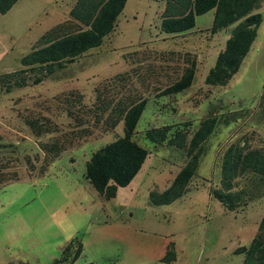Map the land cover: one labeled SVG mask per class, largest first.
Wrapping results in <instances>:
<instances>
[{
    "label": "rangeland",
    "instance_id": "rangeland-1",
    "mask_svg": "<svg viewBox=\"0 0 264 264\" xmlns=\"http://www.w3.org/2000/svg\"><path fill=\"white\" fill-rule=\"evenodd\" d=\"M74 1L17 0L0 14V74L21 69L19 58L48 29H74L68 16ZM164 6L165 0H126L98 46L38 83L24 73L23 85H0V162L9 159L0 171L15 173L0 187V264H66L55 261L76 241L81 252L71 264H241L235 249L255 234L264 196L227 211L209 189L219 188L220 156L229 143L241 136L251 146L264 142V0L254 10L261 15L255 37L225 85H206L204 77L234 24L211 33L209 10L195 16L192 28L165 33ZM192 59L189 87L156 96ZM96 90L113 102L146 98L132 139L147 155L108 200L85 179L84 164L122 131L120 122L111 130L94 122L88 108ZM207 113L215 126L187 190L168 204L150 203L149 192L168 185L184 155L152 143L144 130L184 121L193 128ZM168 246L173 258L162 261Z\"/></svg>",
    "mask_w": 264,
    "mask_h": 264
},
{
    "label": "trees",
    "instance_id": "trees-1",
    "mask_svg": "<svg viewBox=\"0 0 264 264\" xmlns=\"http://www.w3.org/2000/svg\"><path fill=\"white\" fill-rule=\"evenodd\" d=\"M16 1L0 0V14L5 13ZM125 1L75 0L68 11L75 28L69 29L60 24L44 32L37 40V45L19 58L21 69L0 74V85L6 84V88L23 85L27 77L24 73L33 75L30 77L32 83H38L43 77L49 76L55 67H63L87 49L98 46L113 29ZM261 1L165 0L164 9L159 14V28L165 33L186 31L193 27L195 16L209 10L213 11L209 28L211 33L234 24L204 77L206 85H225L238 69L255 37L261 15L254 10L259 8ZM194 68L192 59L184 66L180 76L156 96L177 93L189 87ZM113 79H125V76L116 74ZM100 93L101 90H96L88 108L94 122L102 120L104 130H111L120 122L122 134L91 152L84 164V177L99 196L108 200L114 196L117 187L130 182L147 155V150L132 139L146 98L139 96L113 102L111 97L101 96ZM79 97L74 98L77 100ZM260 110L264 112V103L260 104ZM67 112L69 115L72 113L70 110ZM215 122V117L207 113L193 128L189 121H184L144 130V137L152 143L176 147L184 155L182 166L168 185L160 192H149L150 203L168 204L185 193L204 153V142L213 131ZM8 162L7 158L1 161L0 167ZM10 175L6 177L0 171V187L15 178L14 171ZM218 186L209 189V193L227 211L240 209L247 200L264 196V142L251 146L246 142V136H241L229 143L220 156ZM80 252V242H69L63 246L62 255L55 263L71 264ZM235 253L243 255L241 264H264V212L248 245L236 248ZM173 255L172 248L168 246L161 260L172 259Z\"/></svg>",
    "mask_w": 264,
    "mask_h": 264
},
{
    "label": "crops",
    "instance_id": "crops-1",
    "mask_svg": "<svg viewBox=\"0 0 264 264\" xmlns=\"http://www.w3.org/2000/svg\"><path fill=\"white\" fill-rule=\"evenodd\" d=\"M7 72V71H6ZM116 192V191H115ZM161 260V259H160Z\"/></svg>",
    "mask_w": 264,
    "mask_h": 264
}]
</instances>
